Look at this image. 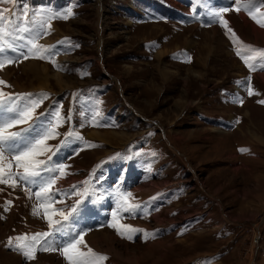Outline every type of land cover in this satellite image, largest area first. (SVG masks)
I'll return each mask as SVG.
<instances>
[{
    "label": "rangeland",
    "instance_id": "rangeland-1",
    "mask_svg": "<svg viewBox=\"0 0 264 264\" xmlns=\"http://www.w3.org/2000/svg\"><path fill=\"white\" fill-rule=\"evenodd\" d=\"M221 7H231L223 19L239 43L212 22ZM235 7L233 0H0L9 33L0 61L14 60L0 68V89L47 94L33 127L55 122L56 111L64 119L39 159L67 165L48 201L36 198L35 184H0V264H68L60 251L26 260L9 246L10 238L15 245L51 231L47 217L83 230L85 244L106 257L101 264H264V68L257 57L250 70L237 55L264 50V27ZM255 7L264 13V0ZM69 9L73 15L61 18ZM37 32L56 54L23 59ZM21 128L28 124L11 130ZM9 161L22 171L5 152ZM125 201L138 208L123 212ZM60 211L73 217L53 215Z\"/></svg>",
    "mask_w": 264,
    "mask_h": 264
},
{
    "label": "snow or ice",
    "instance_id": "snow-or-ice-1",
    "mask_svg": "<svg viewBox=\"0 0 264 264\" xmlns=\"http://www.w3.org/2000/svg\"><path fill=\"white\" fill-rule=\"evenodd\" d=\"M8 2L12 3L13 0H8ZM233 3L236 6L235 11L239 12L242 9L246 10L253 20L261 27H264V19H258V15L264 18V13H260L259 9L255 7V0H233ZM230 10H232L231 7H221L213 11L211 13L212 22H221L222 26L227 29L226 34H232L230 39L233 40V43H239L238 37L227 27V21L223 19V13L229 12ZM6 11L5 9H0V40L4 39L5 36L9 34L2 27ZM71 15H73V13L71 9H69L61 18L67 19ZM29 30L28 27L21 29V31L24 32H28ZM39 35L40 33L37 32L35 37L28 40L27 44L24 46L27 48V51H22L20 53L23 59H28L30 56L39 59H50L51 56L56 54L37 42ZM8 46L11 47V45ZM246 47L251 48V46ZM253 51L255 55L251 57L243 55L239 50L237 51V55H240L241 59L244 60L250 70L256 69V64L250 63V60L255 61L257 57H259L261 67L264 68V50ZM13 62L14 60L12 59L0 61V68ZM0 85L6 86V82L0 80ZM251 94V89H249V95ZM46 98L47 94L44 93L39 94L37 98H33V94L31 93L16 94L14 98L12 94H5L3 90L0 89V110L13 114L11 118L0 122V184H7L9 187L14 188L17 178L19 181L26 182L29 185L35 184L39 189L35 192V196L41 201L51 200L56 194L53 185H55L59 176H56L55 173L58 172L60 176L67 174L65 171L67 165L59 164L51 168L48 166L49 162L52 160L51 155H48L47 159H39V157L52 151L47 142L50 139H55L59 134L56 132V128L60 126L59 121L64 119L60 116L59 111H56L54 113L55 122L49 121L46 126L41 125L36 128L33 127L37 119L35 116V109L38 108ZM237 102L242 103V101H239V98H237ZM68 119H70V117ZM20 124H28V128H21L18 131L11 130ZM73 135L76 134L72 132L68 133V136ZM5 152H8L12 156V159L16 162V167L22 169V171H11V161H9L7 165L5 164ZM6 167L8 169L7 171ZM42 172L49 173L47 178L41 176ZM10 181L12 183H9ZM0 191H2V189H0ZM85 192H87V189H85ZM29 195H31L30 190ZM7 203L10 204L11 201ZM40 207H46V205L41 203ZM137 208L138 206L130 205L127 201L121 205L122 211L128 213H131ZM74 211L75 208L72 209V212ZM72 212L66 214L60 211L59 213L54 212L53 215L58 214L63 218V221H67L72 215ZM33 214H38L36 208L33 209ZM115 215L116 213H113V216ZM47 219L48 227L51 231L35 233L31 237L30 242H24L27 240L26 237H17V243L15 245H13L12 239L10 238L9 246L15 247L26 260L35 259L38 250L44 252L60 251L68 260V264H101V262L106 259L105 256L96 254L85 244L83 240V230L80 232H69L65 229V225L61 220H53L51 217H47ZM110 226L116 227L114 224ZM122 227L128 229L130 232L142 231L133 229L130 225H123ZM120 234L124 235L123 232ZM127 238L131 239L132 237L129 235ZM81 246L86 248L87 251H83Z\"/></svg>",
    "mask_w": 264,
    "mask_h": 264
},
{
    "label": "crops",
    "instance_id": "crops-1",
    "mask_svg": "<svg viewBox=\"0 0 264 264\" xmlns=\"http://www.w3.org/2000/svg\"><path fill=\"white\" fill-rule=\"evenodd\" d=\"M14 98H15V94H14ZM1 112H3V113H5L6 115H5V118L7 117L8 119L9 118H11L10 117V115L12 114V113H7V112H5V111H3V110H0V113ZM13 115V114H12ZM1 117V116H0ZM4 119V118H3ZM2 119V117H1V119H0V122H3L4 120ZM14 130V129H13ZM12 130V131H13ZM16 131V130H15ZM97 132V131H96ZM90 145H91V143H90ZM97 162V161H96ZM96 162H93L91 165H93L94 163H96ZM91 165H89L90 167H91ZM89 167V168H90ZM102 166H100V168H101ZM96 170H95V172H98L100 169L99 168H95ZM135 233V232H134ZM82 247V246H81ZM89 247V246H88ZM82 249V248H81Z\"/></svg>",
    "mask_w": 264,
    "mask_h": 264
},
{
    "label": "bare ground",
    "instance_id": "bare-ground-1",
    "mask_svg": "<svg viewBox=\"0 0 264 264\" xmlns=\"http://www.w3.org/2000/svg\"><path fill=\"white\" fill-rule=\"evenodd\" d=\"M243 18H245L244 16H242ZM230 24V23H229ZM253 26V29L255 30V26L254 25H252ZM53 29H54V27H52ZM257 35V34H256ZM44 43H48L47 41H45ZM162 54H164V52H162ZM38 67V66H37ZM43 75V74H42ZM43 78V77H42ZM43 81V80H42ZM17 88H15V90H16ZM19 90H21V89H19ZM13 93V92H12ZM93 134V132L91 133V135ZM97 134V133H96ZM94 137V136H93ZM97 137V136H96ZM103 137V136H102ZM102 137H100V138H102ZM98 138V137H97ZM99 161H101V159H99ZM105 236H107V235H105ZM104 236V238L108 241V242H111L112 240V238L110 239V237H105ZM101 237V236H100ZM102 237H103V234H102ZM99 241H100V239H99Z\"/></svg>",
    "mask_w": 264,
    "mask_h": 264
}]
</instances>
